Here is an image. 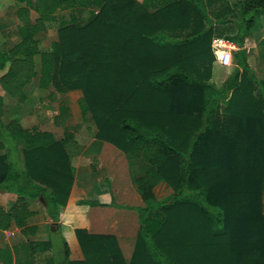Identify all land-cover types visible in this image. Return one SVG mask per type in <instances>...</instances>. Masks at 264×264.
<instances>
[{
	"label": "trees",
	"instance_id": "trees-1",
	"mask_svg": "<svg viewBox=\"0 0 264 264\" xmlns=\"http://www.w3.org/2000/svg\"><path fill=\"white\" fill-rule=\"evenodd\" d=\"M222 1L22 0L15 11L19 40L0 47V90L21 100L38 56L39 88L79 90L95 139L148 165L135 181L143 205L130 207L139 222L130 259L113 236L76 231L83 259L69 261L57 221L73 181L65 151L72 135L56 140L16 118L4 123L0 96V187L16 196L8 209L0 206V229L13 223L23 235L34 232L26 226L27 199L41 204L53 229L46 241L26 244L23 264L51 250V264H264V79L242 47L264 15V0H229L227 12L237 13L233 35L214 26L230 19L219 11L213 21L207 13ZM83 7L94 8L89 19L60 21L56 40L41 51L37 36L56 13ZM218 34L238 49L216 87L210 43ZM160 183L171 192L158 200L153 190Z\"/></svg>",
	"mask_w": 264,
	"mask_h": 264
},
{
	"label": "crops",
	"instance_id": "crops-1",
	"mask_svg": "<svg viewBox=\"0 0 264 264\" xmlns=\"http://www.w3.org/2000/svg\"><path fill=\"white\" fill-rule=\"evenodd\" d=\"M23 5L22 0H0V47L4 49L12 47L19 40L16 29L21 24V20L16 17L15 11ZM215 6L218 7L219 4ZM70 11L72 10L58 11L57 21L48 23L46 30L40 34L47 32L49 26L55 24V39H53L55 41L58 24L60 21L70 20L64 16ZM35 16L36 14L30 11V19ZM249 40L246 37L242 46L246 51L248 64L250 52L254 57H264L263 28L257 40H253L252 43H249ZM34 63L37 75L25 85L21 100L12 98L0 90L3 100V122L7 123L16 118L23 128L36 127L51 133L56 140H61L65 131H69L72 135V141L65 145V151L71 159L73 181L66 203L60 208L57 221L61 236L69 249L68 259L69 261L83 259L76 236V231H83L90 235L113 236L123 258L129 260L139 227L137 214L131 208L143 205L135 181L144 175L148 165L136 157L122 153L109 143L97 141L96 127L89 114L83 117L79 109L81 92L73 90L58 94L52 90L39 88L38 56L35 57ZM232 69L229 70L228 66L222 67L213 62L211 83L219 87ZM59 114L62 119L59 124H55L53 118ZM21 148L22 145L18 144L19 152ZM1 155L3 150H0ZM15 198L14 194L0 187L1 207L8 209ZM80 200L97 201L101 205H79L77 202ZM26 202L32 212L26 226L34 227L35 230L32 234L23 235L13 223L6 230L0 229V264H23L28 258L26 244L46 241L50 237V231L53 230L51 220L46 217L41 204L29 199ZM52 255V250L36 253L33 264H51Z\"/></svg>",
	"mask_w": 264,
	"mask_h": 264
},
{
	"label": "rangeland",
	"instance_id": "rangeland-1",
	"mask_svg": "<svg viewBox=\"0 0 264 264\" xmlns=\"http://www.w3.org/2000/svg\"><path fill=\"white\" fill-rule=\"evenodd\" d=\"M215 4L218 3H214L212 6L207 8V13L209 15V17L214 21H216V14L217 12H221V15L219 16L221 19H230L231 22H228L226 24H222V25H214L216 27H220L221 28H226L227 30L230 29V34H235L236 33V24H234V19L237 18V13L235 10H231L232 14H230L229 12H227V9L225 8L227 5V7H229V0H224L221 3H219V6H215ZM92 11H94L93 7H83V8H77V9H73L72 11L67 12L64 16L65 18H71L73 17L77 22H79L80 24L85 23ZM67 16V17H66ZM55 28L56 25L55 24H51L47 30V32L43 33V34H39L37 36L38 41H39V47L41 50L47 49L50 45V42L53 41V39H55ZM263 28L264 31V15L259 16V18L257 19V23H256V27L253 28L251 30V33L248 35V39L249 43H252L253 40H257L258 34L261 33ZM226 31V30H225ZM227 31V33H229ZM215 36V35H214ZM217 36H222L221 34H218ZM264 45V44H263ZM237 45H234V49L232 51V53H234L237 49ZM234 64L231 61V64L228 66L229 70L234 68ZM248 66L250 67V69L253 70L255 76L258 79H264V57L261 58H257L254 57V54L252 52H250L249 54V64ZM230 94V93H229ZM229 94L227 95V97L229 96ZM224 104L222 105L223 108ZM171 192V189L165 185L164 183H160L158 184L154 190H153V194L154 197L158 200L165 198L167 195H169ZM54 244H59L58 240L55 238L53 240Z\"/></svg>",
	"mask_w": 264,
	"mask_h": 264
},
{
	"label": "built area",
	"instance_id": "built-area-1",
	"mask_svg": "<svg viewBox=\"0 0 264 264\" xmlns=\"http://www.w3.org/2000/svg\"><path fill=\"white\" fill-rule=\"evenodd\" d=\"M210 47L214 56V62L222 67H227L231 64L234 43L224 37L213 36Z\"/></svg>",
	"mask_w": 264,
	"mask_h": 264
}]
</instances>
